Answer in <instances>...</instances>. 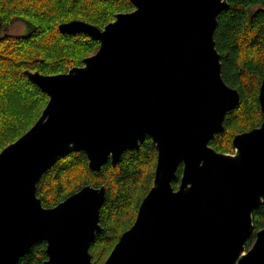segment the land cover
Segmentation results:
<instances>
[{"label": "water", "instance_id": "1", "mask_svg": "<svg viewBox=\"0 0 264 264\" xmlns=\"http://www.w3.org/2000/svg\"><path fill=\"white\" fill-rule=\"evenodd\" d=\"M131 1L132 11L103 28L81 19L60 24L63 33L100 42L84 65L55 75L25 71L49 100L0 152V264H17L40 240L43 264H264V227L246 247L253 213L264 205V120L234 137V153L209 145L241 104L215 40L229 0ZM259 100L264 114V79ZM147 136L158 150L153 186L108 258L94 261L106 187L86 185L46 207L38 182L81 150L93 170L116 165Z\"/></svg>", "mask_w": 264, "mask_h": 264}, {"label": "trees", "instance_id": "2", "mask_svg": "<svg viewBox=\"0 0 264 264\" xmlns=\"http://www.w3.org/2000/svg\"><path fill=\"white\" fill-rule=\"evenodd\" d=\"M134 8L131 0H0L3 29L17 21L26 25L23 34L3 30L0 37V152L35 124L49 100L25 71L64 73L84 65V59L99 49L98 40L86 33H63L60 24L81 19L103 28L117 14ZM215 40L223 78L239 91L241 104L226 114L224 130L209 145L234 153V137L264 120L259 100L264 79V0H229L218 16ZM157 158L151 136L140 148L126 150L116 165L109 160L100 170L90 167L85 151L72 152L42 175L37 194L46 207H52L86 185L106 186L100 210L102 230L90 248L93 259L102 263L134 224L153 186ZM182 173L183 164L173 182L175 188ZM254 226L255 233L264 227V205L254 211ZM253 240L248 239L246 246ZM46 248V241L36 242L17 264H43L48 259Z\"/></svg>", "mask_w": 264, "mask_h": 264}, {"label": "rangeland", "instance_id": "3", "mask_svg": "<svg viewBox=\"0 0 264 264\" xmlns=\"http://www.w3.org/2000/svg\"><path fill=\"white\" fill-rule=\"evenodd\" d=\"M4 32L10 33V34H23L26 32V25L24 22L17 21L13 25L7 27L4 29ZM253 243V241H252ZM251 243V244H252ZM91 252V251H90ZM94 260V259H93ZM96 261V260H94ZM98 262V261H97ZM100 263V262H99ZM103 263V262H102Z\"/></svg>", "mask_w": 264, "mask_h": 264}, {"label": "flooded vegetation", "instance_id": "4", "mask_svg": "<svg viewBox=\"0 0 264 264\" xmlns=\"http://www.w3.org/2000/svg\"><path fill=\"white\" fill-rule=\"evenodd\" d=\"M235 152V151H234ZM256 235V233L254 232L253 234H252V236H251V238H254V240H253V243L250 245V246H246L247 247V250H249L251 247H252V245L254 244V241H255V239H256V237H255V235ZM254 236V237H253ZM247 243V242H246Z\"/></svg>", "mask_w": 264, "mask_h": 264}, {"label": "bare ground", "instance_id": "5", "mask_svg": "<svg viewBox=\"0 0 264 264\" xmlns=\"http://www.w3.org/2000/svg\"><path fill=\"white\" fill-rule=\"evenodd\" d=\"M7 147V146H6ZM220 152V151H219ZM181 165V164H180ZM179 168V167H178ZM180 185V184H179ZM101 187V186H100ZM106 187V186H105ZM179 187V186H178ZM175 189H177V188H175ZM147 195V194H146ZM101 213V212H100ZM253 217H254V213H253ZM246 253V252H245Z\"/></svg>", "mask_w": 264, "mask_h": 264}]
</instances>
